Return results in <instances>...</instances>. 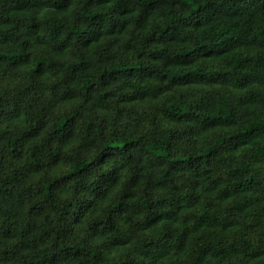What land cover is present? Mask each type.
Masks as SVG:
<instances>
[{"label":"clouds","instance_id":"clouds-1","mask_svg":"<svg viewBox=\"0 0 264 264\" xmlns=\"http://www.w3.org/2000/svg\"><path fill=\"white\" fill-rule=\"evenodd\" d=\"M114 240L264 264V0H0V264Z\"/></svg>","mask_w":264,"mask_h":264},{"label":"trees","instance_id":"trees-1","mask_svg":"<svg viewBox=\"0 0 264 264\" xmlns=\"http://www.w3.org/2000/svg\"><path fill=\"white\" fill-rule=\"evenodd\" d=\"M206 6V5H205ZM185 7L189 8L192 10L193 13L195 12H199L201 9V0H185ZM148 8L151 9L152 5H148ZM218 55H227L226 52H220L218 53ZM41 67H43V64H39L36 66L35 71L39 72ZM129 71L133 70L131 68L127 69ZM192 73H182L181 74V79L185 78L186 76L191 75ZM17 143H19V141H17ZM13 154H16V148L13 147ZM75 174V173H73ZM111 213L108 214L107 219H106V223H110L111 222ZM115 247L113 250V255H112V259H111V264H128L127 259L125 258V249H126V245L124 242L121 241H113L112 242ZM172 264H179V262L177 261H173Z\"/></svg>","mask_w":264,"mask_h":264}]
</instances>
